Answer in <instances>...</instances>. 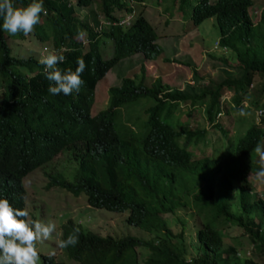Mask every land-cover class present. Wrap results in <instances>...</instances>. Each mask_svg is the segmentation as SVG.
Masks as SVG:
<instances>
[{"label": "trees", "instance_id": "16d2710c", "mask_svg": "<svg viewBox=\"0 0 264 264\" xmlns=\"http://www.w3.org/2000/svg\"><path fill=\"white\" fill-rule=\"evenodd\" d=\"M145 1L99 0L101 15L107 19V24H101L91 8L93 0H43L46 14L41 13L30 35L65 55L66 62L58 64L61 70H75L77 57L87 63L84 85L67 96L47 92L45 66L34 55L18 56L12 51L13 39L29 35H9L0 19V199L24 209L22 178L48 161H57L61 149H69L77 164L74 179L42 166L49 175L46 185L83 193L92 207L126 210L124 221L147 233L102 235L69 217L60 225L61 239L79 228V243L62 250L74 264H264V191L251 192L248 181L257 166L252 164L253 149L264 135V0H177V9L189 6L191 25L214 18L218 29L214 45L221 51L206 52L219 59L209 80L203 83L202 67L192 64L193 78L182 86L169 84L160 74L145 81L143 59H154L161 52L155 29L143 14ZM13 3L26 7L32 0ZM252 4L259 7L255 21L248 11ZM74 5L88 11L78 15ZM130 10H135L134 16L127 23L119 22ZM78 31L85 33L86 43ZM104 38L111 41L107 57L102 56ZM227 50L228 55L223 53ZM134 53L143 57L135 72L109 85L106 105L92 114L96 81ZM225 93L233 110L246 108L240 101L248 98L261 109L258 120L247 126L226 154L194 155L189 146L204 137L205 129L175 126L173 112L179 104L186 113L199 106L206 121L225 134L213 122L226 103ZM141 97L152 101L145 108L143 129L138 132L122 123L123 132L116 131L120 107ZM234 183L236 209L231 208ZM176 211L199 215L193 240L185 242L182 232L172 231L168 216ZM226 223L241 227L253 247L252 255L239 254L240 239L224 242L221 229ZM140 246L146 248L141 259L136 250ZM40 257L39 264H63L52 255Z\"/></svg>", "mask_w": 264, "mask_h": 264}, {"label": "rangeland", "instance_id": "374dc122", "mask_svg": "<svg viewBox=\"0 0 264 264\" xmlns=\"http://www.w3.org/2000/svg\"><path fill=\"white\" fill-rule=\"evenodd\" d=\"M174 6L173 0H164L161 4H158L156 0H146L143 14L153 25L156 32V43L161 47V52L154 59H143L141 53H134L130 57L120 59L114 64L105 75L99 79L94 87L93 102L90 108V112L93 114L97 110L103 108L107 101V87L118 83L119 78L125 74L131 75L135 72L134 68L139 65L140 57L143 59L145 72V81L148 83L153 79L150 75L162 76V79L167 81L173 86H182L183 83L192 80L191 65H195L203 73L201 79L204 82L209 80L208 76L214 74L216 67L219 65V59L210 56L206 52L219 54L221 51L219 46L215 48L214 41L218 36V29L216 27L213 17H207L203 19L197 25H191L189 19V6L183 8L178 7L177 0ZM99 0H93L91 8L96 10L97 14H101L99 9ZM258 5V4H257ZM256 4L249 6L248 11L251 14V18L255 21L258 16L259 7ZM138 9H140L138 7ZM88 9H79L74 5V12L81 15L87 12ZM121 10H116V13ZM150 12H153L152 14ZM156 13L159 14L156 15ZM169 14V15H168ZM99 20L102 18L98 16ZM12 51L19 56L34 55L39 57V50L44 44L35 39L33 35H29L26 39H13ZM49 51L51 49L46 47ZM102 56L107 57L111 53V41L104 38L102 43ZM228 55V50L223 52ZM163 56L172 57L182 60H164ZM178 60V61H180ZM184 60L190 62V65H186ZM137 65L134 66V63ZM231 61V60H230ZM229 61V62H230ZM133 66V67H131ZM255 77H258L257 75ZM224 99L226 103L223 105L222 111L217 112L213 116V122L220 125L225 131L223 134L218 127H213L205 119V114L199 106L193 108L190 113H186L184 106L179 104L176 110L173 112V124L175 126L190 128H204L205 134L202 139H199L195 144L189 146L194 155H211L218 156L226 154L233 145L237 142V139L244 133L245 129L252 121H257L259 114L258 109L251 104L248 98H243L240 102L243 105L242 108L247 115H239L240 110H233L231 108V101L229 94L225 93ZM152 103L151 99L147 97H141L134 103H129L120 107L119 113L114 120V129L119 133L123 132L121 128L122 123H126L135 131L140 132L143 129V122L146 118L145 108ZM264 126V125H263ZM264 142V135L262 137ZM61 155L57 161H48L39 167L45 166L53 173H59L63 178L67 180H73L76 171L77 164L72 158L71 151L69 149H61L56 155ZM220 157V156H219ZM259 158L252 152V164L255 163L259 166ZM35 168L29 171L23 178L22 183L26 189L24 198V209L29 213L28 219L31 215L34 220L52 221L56 224V231L52 237L47 241L37 243V251L39 254L52 255L57 261L63 264H74L75 261L66 257L63 250L57 247V241L61 239L60 225L67 218L73 219L75 222H80L82 225L87 226L89 229L98 232L99 234L110 233L112 235H147L143 229L134 225L128 224L124 221L126 210L112 211L105 208H97L90 206L83 193L73 194L70 191L60 188L54 184L46 185L49 182V175L43 167ZM259 170V169H258ZM258 170L254 168V173ZM249 182H252L253 171L249 172ZM260 185V183H256ZM255 188V184L251 186V189ZM234 192L233 199L231 200V208L236 209L234 202H237V185L234 183L232 187ZM258 190V189H256ZM263 197V196H262ZM191 212H179L176 211L173 215H169L168 223L171 226L173 232H182L184 241L194 239V229L200 224V217ZM179 219H184L183 223H180ZM175 220V221H174ZM225 227V228H224ZM221 229L224 236V242L230 243L234 239H240L239 254L246 256L252 255L253 247L247 240L246 235L243 233L241 227L234 224H224ZM137 256L139 259L143 258L146 254V248L143 246L136 247ZM41 259V257H40Z\"/></svg>", "mask_w": 264, "mask_h": 264}, {"label": "clouds", "instance_id": "9594fccd", "mask_svg": "<svg viewBox=\"0 0 264 264\" xmlns=\"http://www.w3.org/2000/svg\"><path fill=\"white\" fill-rule=\"evenodd\" d=\"M41 13L46 14L43 0H32V3L26 7H15L13 0H0L2 30L9 35L14 36L18 33H23L25 36L30 35L35 26L40 23ZM134 14L135 10H130L127 15L130 18ZM101 16L100 23L107 24V19ZM84 35V32L78 31V37L82 43H86ZM46 47L49 46L45 44L41 46L38 52L39 57L36 56V58L40 64L45 66L44 76L49 82L47 92L51 95L62 93L66 96L73 92L78 93L85 83L82 79V74L87 68L85 59L77 57L75 70L71 67L61 70L58 64L66 62L65 55L55 52V49L51 47L49 51ZM259 109L256 111L258 112ZM239 115L246 116L247 113L241 109ZM253 151L259 158V170L255 173V179L260 185H256L252 178L250 191L261 194L264 188V142H258ZM253 184L256 187L251 189ZM28 217L29 213L26 209L14 208L8 199H0V264H39L40 254L37 251V243L50 239L56 231V224L52 221L29 220ZM78 243L79 228H76L67 239L58 240L57 247L66 249Z\"/></svg>", "mask_w": 264, "mask_h": 264}, {"label": "built area", "instance_id": "2783aa9c", "mask_svg": "<svg viewBox=\"0 0 264 264\" xmlns=\"http://www.w3.org/2000/svg\"><path fill=\"white\" fill-rule=\"evenodd\" d=\"M128 18H129V15H126L124 18L120 19L119 22L127 23ZM260 111H261V109L258 110V112H260ZM220 112H217V113L219 114ZM263 186H264V184H263Z\"/></svg>", "mask_w": 264, "mask_h": 264}, {"label": "crops", "instance_id": "0c3cea01", "mask_svg": "<svg viewBox=\"0 0 264 264\" xmlns=\"http://www.w3.org/2000/svg\"><path fill=\"white\" fill-rule=\"evenodd\" d=\"M214 42H215V41H214ZM255 169L258 170V169H259V166L257 165V166L255 167ZM253 181L257 183V181H256V179H255V173H254V176H253ZM262 189H263L262 191H264V188H262Z\"/></svg>", "mask_w": 264, "mask_h": 264}]
</instances>
